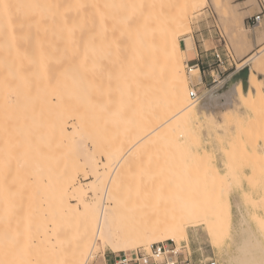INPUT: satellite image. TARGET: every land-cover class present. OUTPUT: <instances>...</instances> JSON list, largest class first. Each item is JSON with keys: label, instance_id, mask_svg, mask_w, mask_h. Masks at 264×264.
<instances>
[{"label": "bare ground", "instance_id": "obj_1", "mask_svg": "<svg viewBox=\"0 0 264 264\" xmlns=\"http://www.w3.org/2000/svg\"><path fill=\"white\" fill-rule=\"evenodd\" d=\"M9 2L32 7L21 12L27 17L23 29L14 14L15 39L0 28V264H71L73 254H78L79 247L90 239V233L106 227V219L108 225H113L115 218L116 225L126 229L163 230L172 221L162 214L156 215L157 207L158 213L163 209L160 206L164 207L161 196L167 191L163 187L165 177L155 173L153 178L148 177V181H153L142 183L144 187L137 178L140 190H134L135 195L127 192L124 187L130 179H127L130 158L126 155L138 143L162 137L177 127H187L185 119L189 112L200 117L208 114L201 105L204 99L194 101L188 94L189 85L173 79L159 33L155 40L159 51L139 49L134 59V37H121L119 29L115 34L112 32L114 23L125 16L138 17L139 10L105 5L149 4L154 0ZM150 11L144 9V15ZM101 25L108 29L107 40L99 35ZM93 35L97 37L94 42L90 39ZM114 35L128 47L125 49L122 44L118 52L113 44L109 54L108 45ZM148 43L152 44L151 38ZM141 54L145 59L138 71L136 65L142 63ZM263 55L264 46L243 61L244 68L240 67L248 69L247 77L238 85L241 102L249 100L247 103L251 104L264 99L261 78L255 69ZM189 69L191 73L192 66ZM196 69L199 80L201 70L198 66ZM134 89L137 93L143 91V106L150 108L148 124L135 135L136 143L128 146L124 155L113 144L106 146L99 140H93L90 150L80 134L88 124L85 110L104 111V107L112 106V111H116L119 107H131L133 96L128 92ZM69 119L78 125L70 129ZM101 156L105 157L103 163L98 161ZM78 173L84 174L86 182L78 180ZM148 183H154L153 188L148 189ZM122 189L127 194L122 195ZM129 195L133 196L131 201ZM155 200L156 205L149 202ZM195 200L186 198L180 215L200 216L206 222V234L218 235L221 211L212 215V204L205 199L196 204ZM132 201L137 203L130 204ZM234 244L239 252L227 257L229 264H249L246 259L250 251L260 259L256 264H264V242L258 237L241 236Z\"/></svg>", "mask_w": 264, "mask_h": 264}, {"label": "rangeland", "instance_id": "obj_2", "mask_svg": "<svg viewBox=\"0 0 264 264\" xmlns=\"http://www.w3.org/2000/svg\"><path fill=\"white\" fill-rule=\"evenodd\" d=\"M240 1H244V3L239 4L238 2ZM231 2L232 0H221V3L225 5ZM235 3L238 5L251 4L253 7H259L258 0H235ZM253 7L241 9L242 15L246 13L249 19L244 20L239 26L235 24L231 8H221L215 12V15L212 18L213 27L207 33L205 38L208 41L209 46L215 44V41L217 40L219 41L218 43L222 41L227 42V52L229 54V60H224L222 63L217 62L216 67H218L219 64L224 63L223 66H225L229 72L236 69L240 70V67H245L243 61H245L254 51L264 46V43H261L260 40V30L259 28H255L254 22L251 19ZM259 12H261V10ZM259 12L255 14H258ZM253 28H255V31L252 30ZM186 63L188 71V68L193 64L192 62ZM205 64L206 62L204 61V69L207 68ZM255 69L258 71L257 75L261 78V88L264 90V55L262 56L260 62L257 63ZM201 79H196L195 86L203 92L206 87L203 86ZM187 85H189V88L192 87L191 82H188ZM142 93L143 91L141 93H137L135 89L133 92H128L130 97L133 96L131 98L132 100H130V102L132 101L131 107H128V105L123 106V108L119 107V110L116 109V111H112L114 109L112 106L104 107V111L94 109L85 110L84 113L88 118V124L87 127L85 126V128L80 131V134L85 139L90 150L93 149V140H99L103 141L106 146L113 144L120 149L119 151L122 150L121 154L124 155L127 147L136 143L134 137L138 131H142L146 128L148 124L146 123V118L150 110V108L148 109L143 106L144 98L141 96ZM134 98H136V100ZM247 102L250 101L248 100ZM247 102L239 101V106H236V109L238 110L239 107H243L246 112V116H241L237 110L227 113V117L224 116L225 124L222 128L229 134V149L224 150V164L226 168L225 174H221L219 172L213 162L212 156L204 150L203 134L208 130H211V132L215 130L214 125L209 127L207 122H202V125L198 126L195 132L191 131L188 126H185V128L177 127L175 131H171L162 137L154 136V138H149L148 140L136 144L131 152L126 155L128 159L130 158L129 165L133 161L138 162L141 157L146 160L147 156L151 155L153 160V172L162 174L165 177V179L161 178L164 180L163 183L165 184L162 186L167 189V191L165 190L166 192L164 194L162 193L161 196L164 200H162L164 202V207L163 205L160 206L163 209L159 207L163 211L160 210L161 213H158V207L157 210L155 209L157 213L153 211L154 209L152 208V211L150 210L152 213H156L157 216L162 214L164 217L166 216L165 218L168 217V219H172L174 216L171 214H173L177 216V219H179L183 215L182 202L185 201L186 198H189L190 200L198 199L199 202L200 199H205L206 203L209 202V204H212V207L214 208H211L212 215L217 213L218 210L221 211L218 212L221 213V215H218L221 229V232H218L221 234L217 233L218 235L211 236L208 233L206 234L207 231H205V228H202L200 230L201 242L199 243V248L201 249L199 259L214 258L219 262V264H229L227 257L239 252L236 245L234 244L235 248H233L231 244L232 211L229 197V189L231 188V185H237L240 177L243 175V170L250 168L253 175L248 178V182L252 188L259 189L264 186V155L261 153V149H263L262 152L264 154V99L257 100L256 102L252 101L251 104ZM198 106L199 105H196L195 107L197 108ZM198 110H200V108H198ZM110 113L113 115L115 113V116L110 115ZM72 125L77 126L78 124L72 119H69L68 126L70 129H73ZM233 127L234 133L232 132ZM220 142L224 141L220 140ZM260 143H262V146H260ZM102 145L104 144L102 143ZM121 154L119 156H122ZM99 159L98 161L103 163L105 157L101 156ZM117 161L118 159L116 160V163ZM113 164L111 166L112 169L115 166ZM127 171L129 174L127 179H129L131 177L130 174H132L133 171H137V169L133 168L130 171V168H128ZM77 178L83 183L86 182L83 173H78ZM137 178L135 181L131 178L129 181L127 180L128 183L126 182L124 190L128 189L127 192H131V194L134 190V192L140 190L138 189V184H140L141 181H139L140 183H136V181L140 179L139 178L137 180ZM146 178L143 179V182H150L154 180L148 181V176H146ZM157 181L160 183L159 179ZM142 183L140 186L144 187ZM154 183L157 185L155 181ZM154 183H148L150 185H148V189L151 187L153 188ZM129 188L134 189L129 191ZM124 193L126 192L124 191L122 195H124ZM258 194L259 192H257V195ZM89 195L92 196L91 193H89ZM91 196H88V198ZM129 196V200L130 198H133V196ZM127 198L128 197H126V199ZM198 200L197 202L195 200L196 204H198ZM133 201H135V199ZM133 201L130 204H134L135 202ZM149 202H152L153 204L156 200ZM160 204H162V202ZM247 204L251 205L255 209L262 208L264 210V192L259 200L250 198V200L247 201ZM218 207L219 209H217ZM137 208L138 207L136 206V210ZM144 212H146V210ZM180 212H182V215H180ZM144 214L145 213H143V215ZM153 215L154 214H152V216ZM156 215L154 216L156 217ZM144 216L143 218L145 219ZM197 217L200 218V216ZM256 222L258 224V229L264 236V220L256 219ZM162 226L163 225H161V227ZM241 227H243L241 230L242 237L248 238L249 236H254L264 242L260 235L256 234L249 225L241 224ZM247 256L246 261L250 262L249 264H256L255 261L260 260L256 258L253 251H250ZM250 256H255V258Z\"/></svg>", "mask_w": 264, "mask_h": 264}, {"label": "snow or ice", "instance_id": "obj_3", "mask_svg": "<svg viewBox=\"0 0 264 264\" xmlns=\"http://www.w3.org/2000/svg\"><path fill=\"white\" fill-rule=\"evenodd\" d=\"M258 2L261 14L257 16L253 13L251 19L255 28H259L260 40L264 43V0ZM27 7L32 6L0 0V20L3 21L0 28L12 39H15L13 16L15 14L19 19V27L23 29L27 17L21 15V12ZM78 7H87V5H78ZM105 7H131L139 10L138 17L125 16L114 23L113 34L119 29L121 37L127 36L128 39L134 37L133 58L135 59L139 49L159 51L155 46L156 36L159 33L163 39V52L173 79L181 85L191 82L192 87H195L197 78L195 62L199 60L202 51L210 50L205 37L213 27L212 18L215 12L221 8H231L235 24L239 26L244 20L249 19L246 13L242 15L241 9L251 8L253 5H238L235 0L227 5L222 4L221 0H182L179 3L176 0L156 3L154 0L149 4L105 5ZM146 8L152 10L147 16L144 15ZM156 9L159 11L156 12ZM101 19L103 20V17ZM101 28L99 35L107 40L108 29L103 25ZM255 28L252 30L255 31ZM96 38V35H93L90 39L94 42ZM149 38L152 44L148 43ZM113 44L119 52L123 41L115 38L114 35L113 41L108 45L109 54ZM123 47L126 49L128 45L123 44ZM144 59L141 54L142 63L136 65L138 71L142 70ZM186 62L193 64L191 73L187 71ZM148 66L151 67V63ZM227 115L225 114L226 117ZM202 122H207L209 127L214 124L212 118L194 116L191 112L185 119V124L193 132L202 125ZM152 163L151 155H148L146 160L141 157L138 162H131L130 171L133 168L137 171H133L130 178L136 180L139 177L142 183L145 176L153 177L155 173L152 170ZM117 179L113 180L114 185ZM202 228L208 230L206 222L194 215L181 216L179 219L173 217L163 230L126 229L116 225L115 218L113 225H108L106 219V227L90 233V239L79 247L78 254H73L71 264H204L199 259Z\"/></svg>", "mask_w": 264, "mask_h": 264}, {"label": "crops", "instance_id": "obj_4", "mask_svg": "<svg viewBox=\"0 0 264 264\" xmlns=\"http://www.w3.org/2000/svg\"><path fill=\"white\" fill-rule=\"evenodd\" d=\"M238 3L242 4L244 1ZM252 9L253 12L251 15L259 12L261 7H253ZM218 42V40L215 41V44L210 46L208 52L203 53L202 51L199 58L202 69V84L206 87L203 93L208 91L206 92L207 94L201 102V105L205 107L208 117H212V120H214L213 125L215 128L214 131L211 132V130H208L203 134V146L205 148L204 150L212 156L213 162L219 172L225 174L224 150L229 149V134L222 128L225 124L224 116L233 110L239 111L241 116H246V112L243 107H239V110L236 109V106H239L240 101L238 100V85L244 80V77L241 75L242 70L236 69L229 72V70L223 66L224 63L219 64L218 67H216L217 59L214 56V50L221 54L223 62L224 60H229V54L227 52L228 43L223 41L220 43ZM204 61L207 66L205 69L203 66ZM232 132L234 133V127L232 128ZM220 140H223L224 142H220ZM260 146H262V143H260ZM252 175L253 172L250 168L244 169L243 175L240 177L237 185L233 184L229 189L232 211L231 244L233 248H235L233 242L241 237V224L249 225L251 229L264 240V236L258 229V224L256 222V219L264 220V210L262 208L255 209L247 204V201H249L250 198L259 200L264 192V186L255 189L249 184L248 178ZM257 192H259L258 195Z\"/></svg>", "mask_w": 264, "mask_h": 264}, {"label": "built area", "instance_id": "obj_5", "mask_svg": "<svg viewBox=\"0 0 264 264\" xmlns=\"http://www.w3.org/2000/svg\"><path fill=\"white\" fill-rule=\"evenodd\" d=\"M261 12H259L258 14H256L257 16L260 15ZM214 56L215 58L217 59V62L218 63H222V58H221V54L217 51L214 50ZM193 67V65H191ZM198 66L200 67V70L201 69V66H200V61H196L195 62V67ZM188 71H190V69L188 68ZM191 98L196 101V102H201L203 99H204V96L205 94L198 89V87H191ZM202 262H204V264H219V262L214 259V258H208V259H200Z\"/></svg>", "mask_w": 264, "mask_h": 264}, {"label": "water", "instance_id": "obj_6", "mask_svg": "<svg viewBox=\"0 0 264 264\" xmlns=\"http://www.w3.org/2000/svg\"><path fill=\"white\" fill-rule=\"evenodd\" d=\"M241 75H242L243 77H247V75H248V69H244V70H242V71H241Z\"/></svg>", "mask_w": 264, "mask_h": 264}]
</instances>
